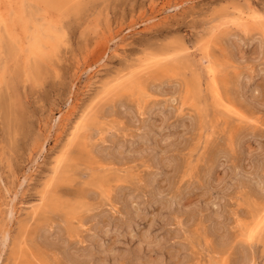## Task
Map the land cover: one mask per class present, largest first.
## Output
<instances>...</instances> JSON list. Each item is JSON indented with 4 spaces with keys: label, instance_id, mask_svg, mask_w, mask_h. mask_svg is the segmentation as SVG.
I'll return each instance as SVG.
<instances>
[{
    "label": "rangeland",
    "instance_id": "1",
    "mask_svg": "<svg viewBox=\"0 0 264 264\" xmlns=\"http://www.w3.org/2000/svg\"><path fill=\"white\" fill-rule=\"evenodd\" d=\"M63 2L39 70L29 34L0 50V264H258L264 238L250 247L242 230L264 206V31L250 19L264 0ZM148 58L170 61L143 73L144 96L97 98ZM212 65L235 113L215 104ZM93 107L91 138L72 145Z\"/></svg>",
    "mask_w": 264,
    "mask_h": 264
},
{
    "label": "bare ground",
    "instance_id": "2",
    "mask_svg": "<svg viewBox=\"0 0 264 264\" xmlns=\"http://www.w3.org/2000/svg\"><path fill=\"white\" fill-rule=\"evenodd\" d=\"M176 1V0H175ZM35 3L36 5L33 7H30L28 10H26V3H28L29 5H32V3ZM183 3V2H182ZM192 3V2H191ZM6 4H12L13 7L12 8H5L4 5ZM180 5V4H179ZM65 3L63 2V0H0V50H6V54L11 55V50H13L15 47L14 45L23 44L22 38H24V36H26V34H29L30 40L29 43L27 45V55L29 56V58H33L34 59V63L30 68V72L33 73V71H37L40 69V60H44V58H46L48 55H50L52 52H54L57 49L58 44L60 43L61 35L58 33V30L54 27V23L56 24V20L54 22V18H51L48 16V14H50V10H65L64 8ZM177 6V5H176ZM170 10V9H169ZM54 12V11H53ZM29 13V14H27ZM34 14L39 16L38 20H34L33 16ZM29 15V16H28ZM58 15V14H57ZM243 16V15H242ZM53 17V16H52ZM241 18V16H240ZM230 20V19H229ZM241 23L243 21H241V19L239 20ZM238 21V22H239ZM245 21V20H244ZM249 21V19H248ZM218 22V21H217ZM226 22V21H225ZM237 22V23H238ZM239 22V23H240ZM145 23V22H144ZM224 23V22H223ZM234 23V22H233ZM235 23V25L237 24ZM244 23V22H243ZM245 23H248L245 21ZM244 23V24H245ZM29 24H32V31H29ZM225 24V23H224ZM223 24V26H224ZM143 25V24H142ZM145 25V24H144ZM240 25V24H239ZM135 26V25H134ZM245 26V25H244ZM244 26H241L244 27ZM250 26V25H249ZM58 27V26H57ZM59 29V27H58ZM249 30V29H248ZM247 31V30H246ZM28 36V35H27ZM25 42V41H24ZM208 42V41H207ZM26 43V42H25ZM210 43V42H209ZM19 47V48H20ZM25 47V45H24ZM17 48V47H15ZM187 48V47H186ZM210 48V47H209ZM18 49V48H17ZM207 49V48H206ZM205 49V52H206ZM25 50V49H22ZM189 49H186V51L188 52ZM209 52V51H208ZM24 53V52H23ZM183 53V52H182ZM207 53V52H206ZM205 53V54H206ZM22 54V53H21ZM208 54V53H207ZM1 55V54H0ZM208 56V55H207ZM164 57V56H163ZM180 57V56H179ZM169 58V57H168ZM175 58V57H174ZM208 58V57H207ZM156 59V58H155ZM158 59V58H157ZM154 60L152 61L150 58L144 60L142 62V68L141 70L137 71V72H130L126 75L120 76L117 79L114 80L113 84H109L106 85L101 93V97H97V98H101V101H105L107 99H113L116 96L119 97L118 95L122 92H132V94L135 95H139V96H144V92H146L144 84L146 85V82L144 83V80H142V76L143 73H149L151 72L152 69H165L169 64V59L166 60L164 59V61H158ZM205 60V59H204ZM213 61V60H212ZM23 62V61H22ZM216 63V61H215ZM29 67V66H28ZM88 67V66H87ZM141 67V66H139ZM91 68V67H90ZM93 68V67H92ZM208 68V65H207ZM210 71L212 73V82H211V92L213 93V99L215 101L216 106L218 105L219 107H223L224 111L225 109L227 110V112H233L235 113V110H231L230 108H228V106L226 105V103H224V101L222 100L221 94L219 93V85H218V79H216V77L214 76L215 74V66H211ZM142 73V74H141ZM1 75V74H0ZM80 75V74H79ZM78 75V76H79ZM146 75V74H145ZM149 75V74H148ZM211 75V74H210ZM217 76V75H216ZM4 77V76H3ZM3 77H0V80L3 82ZM146 77V76H144ZM143 77V78H144ZM152 77V76H151ZM166 77V75H165ZM175 77V76H174ZM218 78V76H217ZM197 80V81H196ZM195 81V85H189L187 84V92L194 94V96L199 93L201 90V84L198 79H196ZM201 80V79H200ZM146 81V80H145ZM211 81V80H210ZM161 85V84H160ZM161 87V86H160ZM192 87V88H191ZM182 88V87H181ZM80 92V91H79ZM150 92V91H149ZM162 92V91H161ZM157 93V92H156ZM130 94V93H129ZM181 94V93H180ZM100 95V94H99ZM240 95V94H239ZM132 96V95H131ZM193 96V95H192ZM137 97V96H135ZM125 98V97H124ZM117 99V98H116ZM95 100V99H94ZM99 101V100H98ZM112 101V100H109ZM129 101V100H128ZM94 102V101H93ZM114 102V101H113ZM98 103V102H97ZM116 103V102H115ZM127 103V102H126ZM99 104V103H98ZM111 106V104H108ZM113 105V104H112ZM129 105V104H128ZM132 105V104H131ZM134 105V104H133ZM97 106V105H96ZM117 106V105H116ZM158 106V105H157ZM130 107V106H129ZM132 107V106H131ZM147 107V106H146ZM110 108V107H109ZM150 108V107H149ZM94 109L95 107L91 108L90 111L87 112V114H85L83 116V118L80 121V125L77 127V132H75L73 138H72V145L78 143V145L80 144H84L85 138H87L89 140V137L91 136L87 131L89 130V128H91V126L98 124V118L97 115L95 116L94 113ZM108 109V108H107ZM126 109V108H125ZM146 109V108H145ZM73 110V109H72ZM151 111V109H150ZM98 112V111H97ZM148 112V111H147ZM106 113V112H105ZM109 113V112H108ZM111 113V112H110ZM226 113V112H225ZM62 114V113H61ZM107 114V113H106ZM113 114V113H112ZM121 114V113H120ZM257 115V114H256ZM121 116V115H120ZM242 117L240 114H238V117ZM60 117V116H59ZM108 117V116H107ZM250 117V116H249ZM244 118V117H243ZM109 119V118H108ZM146 121V120H145ZM144 121V123H145ZM57 122V121H56ZM79 123V121H78ZM103 123V122H102ZM143 123V124H144ZM76 125V124H75ZM78 125V124H77ZM124 125V124H123ZM61 126V125H60ZM94 127V126H93ZM94 129V128H93ZM75 131V130H74ZM115 133V132H114ZM125 133V132H124ZM111 134V133H110ZM48 136V135H47ZM106 137V136H105ZM198 137V136H197ZM46 138V137H45ZM91 138V137H90ZM123 139V138H122ZM87 140V141H88ZM112 140V139H111ZM86 141V142H87ZM101 141V140H100ZM231 141V140H230ZM98 142V141H97ZM233 142V141H232ZM100 143V142H99ZM120 144V143H119ZM231 144V143H230ZM68 145V144H67ZM71 145V144H70ZM69 145V146H70ZM102 145V144H101ZM83 146V145H82ZM100 146V145H99ZM123 146V145H122ZM108 148V147H107ZM118 148V147H117ZM67 149V148H66ZM65 149V150H66ZM111 149V148H110ZM44 150V149H43ZM95 150V149H94ZM115 150V149H114ZM112 151V149H111ZM64 152V151H63ZM80 152V151H79ZM110 152V151H109ZM66 154V151H65ZM68 155V154H66ZM59 156H63L60 155ZM69 156V155H68ZM96 156V155H95ZM98 156V155H97ZM93 158V157H92ZM73 159V158H72ZM66 158L62 157L61 159L56 160L57 161V168L55 169L54 173H55V178L59 179V177L62 179V176L64 173L69 171V167L70 165H68V161L65 162ZM69 160V159H67ZM106 160V159H105ZM102 161V160H101ZM117 161V160H115ZM109 162V161H108ZM121 162V161H120ZM125 162V161H124ZM71 163V162H69ZM75 163V162H74ZM99 163V161H98ZM101 163V162H100ZM72 165V164H71ZM90 165V164H89ZM101 165V164H100ZM54 167V166H53ZM76 168V167H75ZM71 170V169H70ZM76 173V172H74ZM93 173V172H92ZM51 175V174H50ZM58 175V176H57ZM46 177V176H45ZM99 177V176H98ZM66 178V177H65ZM47 180V179H46ZM145 180V179H144ZM57 181V180H56ZM55 181V182H56ZM68 181L69 178H68ZM65 183V182H64ZM68 183V182H67ZM70 183V182H69ZM104 187V186H103ZM100 188V187H99ZM120 189V188H119ZM14 192V191H13ZM51 192V191H50ZM108 194V192H107ZM111 194V193H110ZM17 196V195H16ZM50 196V195H48ZM47 193H45L43 195V200H46L48 198ZM113 196V195H112ZM54 197V196H53ZM58 197V196H55ZM14 198V197H13ZM79 198V197H78ZM11 199V198H10ZM59 199V198H57ZM48 201H52V200H48ZM54 201V200H53ZM14 202V201H12ZM48 202V203H50ZM62 202V201H61ZM63 203V202H62ZM70 202H68L69 204ZM72 203V202H71ZM75 203V202H74ZM73 203V204H74ZM23 204V203H22ZM54 204V203H53ZM51 203V205H53ZM67 204V202L65 203ZM76 204V203H75ZM16 205V204H15ZM46 205V203H45ZM71 205V204H70ZM78 205V204H77ZM76 205V206H77ZM263 205V204H262ZM60 206V205H59ZM72 206V205H71ZM69 206V207H71ZM10 207V206H9ZM53 207V206H52ZM52 207H50L52 209ZM68 207V206H67ZM79 207V206H78ZM115 207V206H114ZM13 208V207H12ZM43 208V206H42ZM48 208V206H47ZM73 209L69 210V213L67 214L69 216V218L71 216H73L74 208L77 207H72ZM56 209V208H54ZM52 209V210H54ZM10 210V208L8 209ZM65 210V209H64ZM14 211V210H13ZM43 211V210H42ZM58 211V210H57ZM100 211V210H99ZM20 212V211H19ZM9 213V212H8ZM64 213V212H63ZM67 213V212H66ZM35 214V213H34ZM102 214V213H101ZM59 215V214H58ZM65 215V214H64ZM106 215V214H105ZM67 216V217H68ZM60 217V216H58ZM62 217V216H61ZM84 217V216H83ZM87 217V216H86ZM65 218V217H64ZM59 220V219H58ZM63 220V219H62ZM66 220V219H64ZM72 220V219H69ZM87 220V219H86ZM253 223L252 225H244L246 227L243 228L242 231H244L246 234L248 231L252 230V229H257V235H260L261 232H264V206L260 209V211L255 214V216L253 215ZM248 223V222H247ZM86 224V223H85ZM249 224V223H248ZM8 225V224H7ZM49 225V224H48ZM62 226V225H61ZM109 226V224H108ZM63 227V226H62ZM109 228V227H108ZM49 229V228H48ZM70 232H72L71 228H68ZM6 230V229H5ZM8 230V229H7ZM6 230V231H7ZM5 231V233H7ZM241 231V232H242ZM2 232V231H1ZM45 232V231H44ZM243 233V232H242ZM83 234V233H82ZM10 236V235H9ZM244 236V235H243ZM261 238V237H260ZM256 241V239H254ZM60 242V241H59ZM61 243V242H60ZM80 243V242H79ZM230 243V242H229ZM74 245V244H73ZM68 249V248H67ZM67 251V250H66ZM245 253V252H244ZM197 255V254H196ZM244 257V256H243ZM16 261V260H15ZM36 262V261H35ZM199 262V261H198ZM198 264V263H196ZM237 264V263H236Z\"/></svg>",
    "mask_w": 264,
    "mask_h": 264
},
{
    "label": "snow or ice",
    "instance_id": "3",
    "mask_svg": "<svg viewBox=\"0 0 264 264\" xmlns=\"http://www.w3.org/2000/svg\"><path fill=\"white\" fill-rule=\"evenodd\" d=\"M5 8H12L13 5L12 4H6L4 5ZM250 19H252L254 22H257L260 29L262 31H264V14H256V13H250ZM235 23V21H234ZM262 68H264V65H262ZM243 119V117H242ZM249 123H254V121H248ZM79 126V125H78ZM259 195L264 198V187H262L261 192L259 193ZM257 235V229H252L250 231L247 232L246 237H242V239L246 240V243L250 246V247H255V243L256 241L254 240V237H256ZM261 237L264 238V232L260 233ZM119 264V262H118ZM125 264H134V262L132 261H126ZM252 264H257L256 261H253ZM258 264H264V256L261 257V259L259 260Z\"/></svg>",
    "mask_w": 264,
    "mask_h": 264
}]
</instances>
